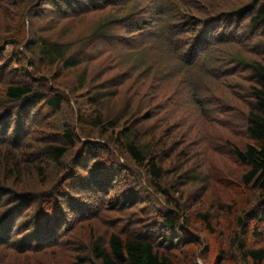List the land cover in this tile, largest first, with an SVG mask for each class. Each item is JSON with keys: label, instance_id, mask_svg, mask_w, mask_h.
Listing matches in <instances>:
<instances>
[{"label": "rangeland", "instance_id": "374dc122", "mask_svg": "<svg viewBox=\"0 0 264 264\" xmlns=\"http://www.w3.org/2000/svg\"><path fill=\"white\" fill-rule=\"evenodd\" d=\"M121 1L126 2L120 7L109 6L103 13L98 11L84 16L77 15L70 31L64 27L69 31L64 37V29L50 33L54 42H67L77 50L82 49L80 51L85 56L83 65L66 68L61 62L49 65L41 57L33 58L31 50L26 48L28 43H23L28 36H44L41 27L46 24L33 23L32 16L29 15V11L40 14L35 9L36 5L33 6L35 3L31 0H0V46L4 47V51L0 53V116L12 105L6 97L8 83L26 80L21 68L26 69L27 73H33L36 82L43 84L39 86L42 90L53 94L58 92L60 95L64 93L62 96L67 101L57 111L48 109L44 104L34 106L32 115L39 116L43 123H40L35 135L29 139L31 142L22 147L24 152H18L25 158L33 157L39 161L38 164H44L45 167L41 165L40 168L45 170L42 171L39 166L29 171L24 168L18 179L15 175L9 176L11 174L7 167L2 166L0 169L1 183L7 190L14 191L12 198L18 197V194L29 193L37 199L35 209L32 210L35 206L33 201L29 205L28 213H33L27 216V220L18 218L15 223H10L14 229L9 237L14 238L19 229L27 231L28 220H36L34 215L37 216L43 206H56L59 202L53 195L56 191L67 193L69 201L71 197L79 199L88 210L80 215L77 208L68 209L64 215L68 222L60 232L59 242L47 247L48 249L27 251L25 254L14 248L16 244L14 247L0 246V264H73L77 256L92 257V244L96 238L100 237L103 242L108 243L109 235L113 231H119L122 235L131 232L147 234L161 250L171 254L179 263L190 259L193 264L236 262L229 242L235 232H242L238 218L246 219L245 215L257 198L254 189L243 186L242 176L246 167L237 161L232 149H243L248 143H252L245 132L248 111L254 106L249 92L252 80L247 79L249 72H244L243 76H229L222 80L204 81L202 78V87L213 98L208 116L202 114L194 105L195 92L198 97L203 96L200 90L194 91L190 85L182 83V76L185 77V74L172 76L174 69L180 70L186 65L177 60L178 66L174 68L170 58L153 49L156 43L150 44L145 38L156 42L158 39L160 44L161 38L158 37L162 26L146 29L140 23L138 31L127 34L124 28H120L123 25L116 22L118 18L133 13L137 7L155 13L158 11L157 7L163 6L165 11L173 12L172 4L176 6V12L181 17L187 18L184 16L187 4L183 0H145V3L140 2L144 0ZM197 1L199 0H193L192 4ZM252 1L217 0L209 8L208 0H204L200 6L192 5L191 9L206 15L211 11L239 9L248 6ZM154 2L156 5L153 6ZM160 19L161 17L154 18L149 24L155 25ZM104 25L111 30V38L101 37L96 40L94 36L101 32L100 27ZM115 33L124 40L114 36ZM130 35L138 45L143 44L147 49L144 47V51H138L131 48L127 41ZM161 35L165 39L171 37L164 36L163 32ZM115 39L118 41L113 45L112 40ZM222 46L241 61L264 63L263 34L255 36L248 45H240V48L235 45ZM214 60L219 61L217 58ZM103 92L108 94L107 100L101 102L103 107L90 104L91 100L100 97ZM215 104L219 106L221 113H216ZM95 110L102 112L100 115L105 122L102 128L107 129L108 113L111 111L109 120L117 119L120 128L139 131L145 144H159L156 150L161 153L160 163L167 170L162 185L168 188L170 195L180 204L175 207L176 210L183 209L190 214L189 226L184 231L175 233V236L179 235L178 240L173 239V235L163 227L159 218L164 209L158 201L164 203L165 199L162 195H157L152 181L145 176L143 170L147 168L138 173L130 169L136 166L135 162L126 153L124 156L120 155L117 150L119 146L114 143L115 131L110 130L106 136H101V127H95L91 123L97 117ZM80 113L85 116V120L78 119ZM63 124L78 128V142L60 162H51L44 156L42 147L61 140L60 126ZM99 142H104L107 148H92L84 156L87 143ZM164 145L167 146L165 151L162 150ZM95 150L99 153L96 161L92 160ZM5 155L3 152L0 158ZM76 164L88 167V176L96 174L98 170L106 179H112L116 173L119 175L110 190L107 207L101 206L102 196H98V205L93 209L88 208L92 203L89 199H84L85 194L92 198L94 196L88 192L82 196L79 193L85 179H75L85 171L79 168L78 175L72 177ZM102 164L103 168L100 169ZM121 166L129 167V170L123 171ZM124 181L128 186H124ZM72 184L74 189L70 191L68 186ZM130 186L140 187V195L134 194L137 199L127 203V206H122L124 202L116 205L113 203L112 206L110 201L116 196L119 200L121 193ZM175 189L179 191L175 193ZM57 194L59 195L58 192ZM74 210H77L76 214L72 213ZM4 211V204L1 203L0 215ZM196 211L212 215L214 232L210 234L205 229L195 214ZM58 214L59 212H51L53 217ZM75 219L79 220L72 226ZM254 224H258L263 232L261 236L253 235ZM248 233L251 237L250 245L264 246V223L252 219L248 225ZM184 240H190L193 249H189ZM170 243L174 246H169ZM93 261L97 264L94 257Z\"/></svg>", "mask_w": 264, "mask_h": 264}, {"label": "trees", "instance_id": "16d2710c", "mask_svg": "<svg viewBox=\"0 0 264 264\" xmlns=\"http://www.w3.org/2000/svg\"><path fill=\"white\" fill-rule=\"evenodd\" d=\"M31 1L34 2L35 0ZM183 1L188 6L186 8L187 12L184 15L187 18L181 17L182 15L176 12V6L172 4L174 8L173 12L165 11L163 6L157 7L158 11L155 13L145 11L142 8L138 9L139 7H137L133 13L118 18L116 22L123 25L120 28H124L127 34H131L136 30L138 31L140 23L142 24L141 27H146V29L157 25L159 27L162 26L158 37L161 38L160 44H158V39L156 42L151 41L148 37L145 38L150 44L156 43V47H153V49L159 51L160 55L170 58L174 68L178 66L177 60L186 65L180 70L174 69L172 76L175 74H185V77L182 76V83L190 85L194 91L200 90L203 96L198 97L195 92L194 105L206 116H208L212 109L211 103L213 102V98L202 87L201 79L203 78L204 81L208 79L222 80L229 76L233 77L242 75L244 72H249L248 78H245L249 81L252 80L249 92L254 106L248 111L245 132L249 139L252 140V143H248L243 149L239 147H233L232 149L237 161L246 167L242 176L243 186L254 189L257 198L256 201L253 199L255 204L245 215L246 219H242V217L238 218L242 232H235L230 239L229 248L236 256V262L233 264H264V246L250 245L251 237L248 233V225L252 219L264 223V63L260 61H241L235 58V55L225 51L222 46L235 45L240 48V45H248L253 41L255 36L259 34L264 35V0H253L248 6L239 9L221 10L218 12L211 11L206 15L199 13L198 10L191 9L192 5L200 6L201 3L203 4L204 0H199L193 4V0ZM214 1L217 0H208L209 8L213 6ZM125 2L121 0H37L33 6L36 5L35 9L40 14L29 11V15L32 16L33 23L46 24L44 27H41L43 31L42 35L44 36L36 37L31 35L22 41L23 43H28L26 48L31 50L30 53L35 59L41 57L49 65L61 62L64 63L66 68L80 67L85 61V56L81 52L82 49L79 48L81 51L77 50L72 44L67 42H54L50 33L54 30L64 29V27L70 31L71 24L75 21L73 19L77 15L84 16L89 13L102 12L108 9L109 6L116 5L120 7ZM140 2L145 3V0L144 2ZM154 5H156L155 2ZM141 13H144V15H141ZM247 16L248 19L246 20ZM157 17H161V19L155 25L149 24L150 21H153ZM100 29L101 32L94 36L96 40L101 39V37L103 39H107V37L111 38L110 29L105 28V25L104 27L101 26ZM69 31L65 30L63 37ZM162 32L163 34L165 33L164 36L171 35V37L169 39L163 38ZM114 36L121 37L124 40L121 35L115 33ZM117 41V39L112 40V44L115 45ZM127 41L130 43L131 48L134 47L138 51H144L145 46H142L143 44L141 46L138 45L131 39V35ZM91 43H94V41L91 40ZM88 47L89 49L91 48L90 42L88 43ZM145 48L147 49V46ZM256 50L259 51V49ZM3 51L4 47L0 46V53ZM214 58H217L219 61L216 62ZM20 70L26 80L19 83H8L6 97L12 102V105L4 112V115L0 116V156L3 152L6 154L3 158H0V169L2 166L4 168L7 167L11 174L9 176L15 175L18 179L22 176L21 173H23L24 168L29 171V169L33 170L34 167L38 168L39 166V169L45 170L43 167L40 168L44 164H38L37 162L39 161L33 157L25 158L18 154L19 150L24 152L21 150L22 147L31 142L29 139L35 135L40 123H43L39 116L32 115L34 106L44 104L48 109L57 111L63 108V104L67 103L62 96L64 93L60 95L58 92L54 94L53 92H45L39 87L43 84L36 82L35 76H32L33 73H27L26 69L24 70L23 68ZM175 71L177 72L175 73ZM29 76L30 78H27ZM103 93L100 97L91 100L90 104L103 107L104 104L101 102L106 101L108 98V94L106 92ZM214 108L217 114L221 113L218 105L215 104ZM94 113L97 117L91 123L95 127H101L100 135L106 136L110 130L115 131V136H113L114 143L115 145L118 144L119 147L116 148L121 153L120 155L124 156V153H126L135 162L136 166L130 169H133L134 173H138L141 169L147 168V170H143L145 176L152 181L156 190L155 192L158 193L157 195H162L165 199L164 203L163 201H158L164 209L163 214H159V218L163 227L173 235V239L178 240L179 238L177 237L179 235L175 236V233L184 231L186 226H189L190 214L183 209L176 210L175 207L180 206V204L170 195L171 193L168 191V188L162 185L163 176L167 170L160 163L161 153L156 150L159 144L155 146L145 144L141 135H139V131L134 132L131 128H120L117 119L109 120L112 114L111 111L108 113L107 129L102 128L105 123L100 115L102 112L95 110ZM78 119L83 121L85 120V116L80 113ZM60 129L61 140L44 144L42 147L44 156L55 163L64 159L78 142V128L63 124L60 126ZM101 143H87L85 151H83L84 156L92 148H96V150L107 148L104 142ZM166 148L167 146L164 145L162 150L165 151ZM95 151L92 155V160L94 161L99 157L98 151ZM102 166L103 164L99 168L102 169ZM79 168H83L85 171L82 176H78L75 179V181L85 179L82 182L83 188L79 193L82 196L83 193L88 192L91 196H94L92 198L85 194L84 199H89L92 203L91 207L88 208L93 209L98 205V196H102L101 206L107 207L110 190L116 184L119 175L116 173L112 179H106L102 172L98 170L96 174L88 176L90 169L76 164L72 177L78 175L80 172ZM121 168L123 171L129 170V167L127 168L126 166H121ZM123 183L125 184L124 186H128L126 185V181ZM68 187L71 189L70 191L74 189L73 184ZM171 187L169 186V188ZM139 188L128 187L127 190L121 193L119 200L116 196L114 197L115 200L110 201L111 205L113 206V203L116 205L117 203L121 204L124 202L122 206H127V203H130L133 199H137L134 197V194L140 195L138 192ZM178 191V189H175V193ZM13 192L6 189L1 183L0 177V204L3 203L5 208V211L0 215V246L14 247L16 244L14 248L25 254H27V251L48 249L47 247L59 242L60 232L66 222H68L67 218L64 217L65 212L69 211L68 209L73 210V207L77 208L81 213L80 215L88 212L79 199L71 197V201H69L67 193L56 191L53 195L59 199L57 205L52 207L43 206L40 213L37 216L34 215L37 218L36 220H28L26 225L27 231L19 229L16 231L15 237L11 238L9 235L14 228L10 223H15L18 218L27 220V216L33 213L32 211L28 213L29 205H32V201L35 203L32 210L37 205V199L32 194H18V197L12 198ZM61 197H63V200H61ZM77 210L72 211V213L76 214ZM53 211L54 213L59 212V214L53 217L51 215ZM195 214L210 234L215 231L212 222L213 217L210 213L196 211ZM82 217L88 218V216ZM77 220L75 219L72 226L76 224ZM257 225L254 224L252 233L254 236H261L263 232ZM184 243L189 245V249H193L190 240H184ZM169 246L172 247L174 244L170 243ZM91 251L93 253L92 257L77 256L78 258L73 264H96L93 261V257L96 259L97 264H193L191 259L189 261L184 260L183 263L177 262L171 254L161 250L147 234L140 232L122 235L119 231H113L109 235L108 243L103 242V239L100 237L96 238L92 244ZM191 253L193 255L194 251Z\"/></svg>", "mask_w": 264, "mask_h": 264}]
</instances>
